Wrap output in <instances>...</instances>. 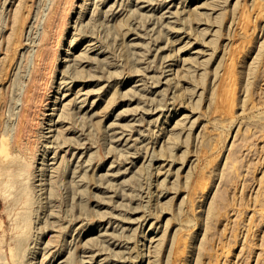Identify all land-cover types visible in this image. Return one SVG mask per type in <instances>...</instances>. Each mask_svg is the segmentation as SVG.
<instances>
[{"label":"rangeland","instance_id":"obj_1","mask_svg":"<svg viewBox=\"0 0 264 264\" xmlns=\"http://www.w3.org/2000/svg\"><path fill=\"white\" fill-rule=\"evenodd\" d=\"M91 1L50 148L0 176V264H264V0ZM43 3L0 0L6 135Z\"/></svg>","mask_w":264,"mask_h":264},{"label":"bare ground","instance_id":"obj_2","mask_svg":"<svg viewBox=\"0 0 264 264\" xmlns=\"http://www.w3.org/2000/svg\"><path fill=\"white\" fill-rule=\"evenodd\" d=\"M79 1L81 2L80 4H79ZM90 1L91 0H45V3H43L42 10L40 11L39 15L37 16V25H36L37 32L34 31L36 33V35L34 36L32 34V36H33V40L31 39L32 44L31 43H30V45H28L29 43L27 44L28 45V49H27L28 55L26 54V57L28 56L27 57L28 59L25 62L27 64V66H25V67H27V69H26V71H25V68L23 69V71H25V72H24V74L22 73V75H23L22 79L23 80H22V84L20 85L19 94L17 95L18 96L17 102H16L17 105L16 106L14 105L15 107L13 106L14 109H12V110H14L13 111L14 116H12L13 122H12V125L9 123L11 126H9L10 129L8 130L7 135L3 132H1L2 134L0 133V172H1L0 176L2 174L3 175L9 174V173L11 174L12 172H14L16 170L24 169V167L28 168L35 159H40V158L45 157V155L48 151V147L51 144L49 146L47 145L43 149H41L40 145H39V141L41 143L42 137L43 138L46 137L49 140L48 137L50 135H48V134L53 130L52 126H53V121L55 119L54 116L56 115L57 110L59 111L60 102L62 100V97H60V95H59L60 91H61V85L62 84L59 85L57 83L58 82L57 80L59 78V73H60V70L62 69V66L68 60V56H70V54L72 53V50L75 47L79 46V43H80L79 41H81V40H79L81 38L77 37V36H79L78 34L80 32L79 33L75 32L76 26L73 23V21L75 22L74 17L77 15L76 23H79L77 21L84 17L86 9H87L88 5L90 4ZM99 2H100V0H99ZM114 3H115V1H114ZM99 8H101V7L99 6ZM100 10H102V9H100ZM106 10H104V11H106ZM110 10H111V7H110ZM98 11H99V9H98ZM81 20H83V19H81ZM81 22L82 21H80V24H78V26L81 25L79 27V29L81 27H84L81 24ZM85 27L87 28V26H85ZM82 31H83V29H82ZM82 31H81V33H82ZM86 31H87V29H86ZM83 33H84V31H83ZM29 35H30V33H29ZM84 35H85V33H84ZM27 42H28V40L26 39V43ZM24 48H26V47H24ZM14 56H15V58H17L16 52H15ZM18 62H19V60H18ZM72 63L70 61V64H72ZM15 65H16V63H15ZM68 65H69V62L67 64V66ZM70 66L73 68V64ZM71 67L70 68L67 67V68L71 69ZM67 68L66 69L63 68L65 70L64 74L69 73L66 71ZM72 71H73V69H72ZM69 74H71V73H69ZM73 78H77V75L75 77V74H74ZM73 78L70 77L71 80ZM65 81H68V79H65ZM67 83H66V85H68ZM70 86H71V84H70ZM70 86H68V87L70 88ZM64 87H66V86L64 85ZM64 92H63V95H64ZM78 93H80V92H78ZM75 109L76 108H74V110ZM72 111H73V108H72ZM59 117H61V116H59ZM51 137H52V135H51ZM46 138H44V139H46ZM54 138L52 140H55ZM54 144H55V142H54ZM44 145H46V144L44 143ZM51 148H53V147H51ZM39 151H41V152H39ZM52 152L56 153L55 150ZM50 158H52V157H50ZM43 161H44V159H43ZM51 161L50 162L48 161L49 164L51 163ZM40 162H42V161H40ZM44 164H47V163H44ZM42 165H43V163H42ZM42 165H41V168L43 169ZM43 166H45V165H43ZM49 167H51V166H49ZM29 168H31V166ZM44 169H46V168L44 167ZM23 171L24 170H22V172ZM20 172L21 171H19L18 174H20ZM28 173H29V171H28ZM12 176H14V175H12ZM16 177H17V173H16L15 178ZM18 177H20V175ZM41 177H39V178L41 179ZM26 180H22V183H23V181H26ZM42 180H43V177H42ZM45 180H46V178H45ZM45 180H44V182H45ZM44 184H47V183L45 182ZM27 186L29 187L28 184H26L25 186L22 185V187H24V189H23V193H22V191H21V193L24 194L25 197L23 199V202H21V203H24L23 206H25L24 207L25 210L22 209L24 211L19 213L20 217H21V222H24V224L27 221H29L28 215L30 214V211H29V214H28V212H26V207H28V205H31L30 204V197H29V193H30L29 191H31V190H29V188ZM18 187H17V189H18ZM41 187H43V186L41 185ZM43 188H45V187H43ZM35 189H36V186H35ZM38 190L40 191L41 188L39 189V187H38ZM15 191H17V190H15ZM20 196H22V195H20ZM13 197H14V194H13ZM18 200H21V197ZM31 209H32V207L30 208V210ZM27 210H29V208ZM18 211L19 210H17L16 213H18ZM19 214H16V216ZM19 225H22V224H19ZM24 226H23V228L26 229V227H24ZM25 232L26 231H21L20 234H18V236H17V242H18L19 246L24 241ZM22 245H24V244H22ZM36 251H34V252H36ZM32 258L34 259V257H32ZM30 261H31V259H30ZM83 261H85V260L83 259ZM32 262L34 263V261H32ZM32 262H31V264H33Z\"/></svg>","mask_w":264,"mask_h":264}]
</instances>
